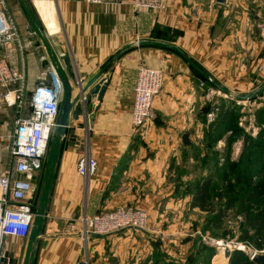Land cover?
Returning a JSON list of instances; mask_svg holds the SVG:
<instances>
[{
	"label": "crops",
	"instance_id": "obj_1",
	"mask_svg": "<svg viewBox=\"0 0 264 264\" xmlns=\"http://www.w3.org/2000/svg\"><path fill=\"white\" fill-rule=\"evenodd\" d=\"M4 2L21 30L22 52L14 43L9 53L15 66H24L29 92L49 85L53 75L72 87L73 96L95 77L107 89L101 102L90 89L83 93L91 104L71 120L61 157L42 162L46 182L37 221L27 236L4 239L1 264L197 263L196 256L190 262L191 244L177 236L192 215L187 210L182 221L185 210L175 188L165 189L161 175V186L143 197L137 185L146 169L165 166L164 154L173 149L150 140L191 135L215 97L240 98L252 91L246 88L262 85L264 40L258 25L264 0H166L162 12L136 9L132 0ZM39 21L46 31H39ZM141 66L162 70L165 81L154 99L153 120L138 133L132 110ZM16 115L15 109L0 108L2 167L10 159ZM87 155L97 161V171L85 177L78 173V161ZM127 200H146L139 205L150 215L147 231L84 236L85 215Z\"/></svg>",
	"mask_w": 264,
	"mask_h": 264
},
{
	"label": "rangeland",
	"instance_id": "obj_2",
	"mask_svg": "<svg viewBox=\"0 0 264 264\" xmlns=\"http://www.w3.org/2000/svg\"><path fill=\"white\" fill-rule=\"evenodd\" d=\"M45 28L39 21V31H46ZM246 90H252L249 94L256 91V94L249 99L220 94L208 102L197 132L190 135V146L183 144V135L150 140L152 143L160 141L169 148L173 146V149L164 154L168 160L165 166L146 169L149 171L142 182H136L143 197L161 186V175L162 186L165 189L174 187L173 194L180 195L178 200L185 210L181 214L182 221H187L186 211L191 209L192 218L184 229L185 233L177 235L181 238L179 241L191 244V263L196 256L195 264H247L254 253L264 254V81L261 86ZM13 118L9 122L11 128ZM56 138L53 134L43 164L61 157L60 144L65 142L66 136ZM153 153L156 155L157 151ZM45 182V173L41 170L31 195L35 200L31 205L35 213L45 192ZM205 182L210 183L209 201L204 208L195 207L192 211L193 194ZM130 184L135 186L132 181ZM252 192L256 196L249 199ZM140 201L127 200L121 205L145 210L150 224V215L140 206ZM201 248H205L204 254ZM226 249L231 251L229 258Z\"/></svg>",
	"mask_w": 264,
	"mask_h": 264
},
{
	"label": "built area",
	"instance_id": "obj_3",
	"mask_svg": "<svg viewBox=\"0 0 264 264\" xmlns=\"http://www.w3.org/2000/svg\"><path fill=\"white\" fill-rule=\"evenodd\" d=\"M85 1L117 4L122 0ZM132 4L136 9L153 12H162L167 7L166 0H132ZM258 27L264 40V18ZM14 43L22 52L20 27L4 0H0V108L17 111L9 136L10 159L5 167L0 165V264L4 239L10 235L27 236L38 217L31 208V195L53 136L64 92V84L55 75L49 85H38L29 92L24 66H15L9 53ZM164 81L162 70L146 66L139 68L132 110V125L138 133L153 120L154 99L161 93ZM96 171L94 158L87 155L78 161L81 176L88 177ZM82 222L84 236H105L124 229L147 231L149 216L138 206L121 205L100 210L92 216L85 215Z\"/></svg>",
	"mask_w": 264,
	"mask_h": 264
},
{
	"label": "water",
	"instance_id": "obj_4",
	"mask_svg": "<svg viewBox=\"0 0 264 264\" xmlns=\"http://www.w3.org/2000/svg\"><path fill=\"white\" fill-rule=\"evenodd\" d=\"M219 3H223L224 0H217ZM97 77L92 79L87 85L82 86L79 90V93L75 96L72 95V87L70 85L64 86V97L61 102V110L60 114L57 118V123L53 129V134L57 137L56 139L63 138L67 134L68 127L70 125L71 120H78L80 116L82 115L84 108H86L87 104H91V100L87 99L83 95L85 91L89 90V94L93 97H96L99 102L102 101L104 94L107 89V84L105 81L101 80L98 83H95L97 81ZM256 94L255 92H252L251 94H244L239 95L241 99H249L254 97ZM182 142L185 146H190L192 144L190 134L186 132L182 136ZM226 257L229 258L231 251L229 249H226ZM254 262L264 264V254L263 253H254L252 258ZM80 264H87L85 262H82Z\"/></svg>",
	"mask_w": 264,
	"mask_h": 264
},
{
	"label": "trees",
	"instance_id": "obj_5",
	"mask_svg": "<svg viewBox=\"0 0 264 264\" xmlns=\"http://www.w3.org/2000/svg\"><path fill=\"white\" fill-rule=\"evenodd\" d=\"M209 182H205V184L203 186L200 187L199 190H197L196 193L193 194V201H192V207H200V208H204L205 205L208 203L209 201ZM256 196L255 192H252V194L248 197L253 198ZM247 264H260V263H256L253 260H251L250 262H248Z\"/></svg>",
	"mask_w": 264,
	"mask_h": 264
},
{
	"label": "bare ground",
	"instance_id": "obj_6",
	"mask_svg": "<svg viewBox=\"0 0 264 264\" xmlns=\"http://www.w3.org/2000/svg\"><path fill=\"white\" fill-rule=\"evenodd\" d=\"M224 250H225V249H224ZM224 250H222V253H223ZM223 254H224V253H223ZM219 256H220V255H217L216 257H219ZM223 264H224V263H223Z\"/></svg>",
	"mask_w": 264,
	"mask_h": 264
},
{
	"label": "flooded vegetation",
	"instance_id": "obj_7",
	"mask_svg": "<svg viewBox=\"0 0 264 264\" xmlns=\"http://www.w3.org/2000/svg\"><path fill=\"white\" fill-rule=\"evenodd\" d=\"M31 202H32V200H31Z\"/></svg>",
	"mask_w": 264,
	"mask_h": 264
}]
</instances>
